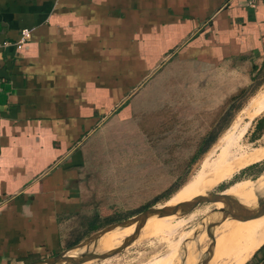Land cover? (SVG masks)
Returning a JSON list of instances; mask_svg holds the SVG:
<instances>
[{
	"label": "crops",
	"instance_id": "1",
	"mask_svg": "<svg viewBox=\"0 0 264 264\" xmlns=\"http://www.w3.org/2000/svg\"><path fill=\"white\" fill-rule=\"evenodd\" d=\"M0 40V264H22L88 205L94 145H145L160 73L264 63V0H0ZM234 264H264V238Z\"/></svg>",
	"mask_w": 264,
	"mask_h": 264
},
{
	"label": "rangeland",
	"instance_id": "2",
	"mask_svg": "<svg viewBox=\"0 0 264 264\" xmlns=\"http://www.w3.org/2000/svg\"><path fill=\"white\" fill-rule=\"evenodd\" d=\"M175 67L160 73L141 103V112L154 111V118L143 119L145 145H94L93 164L83 180L90 192L88 205L67 219L58 250L36 258L58 254L106 225L128 218L95 233L78 246L81 249L65 250V259L59 264H70L73 257L91 253L105 256L77 264H199L197 254L201 250L213 254L216 243H224L229 254L218 256L213 263L234 264L249 256L264 238L260 215L222 213L232 200L251 211H263L262 159L209 188L211 197L224 194L227 204L220 205L211 197L190 202L180 215L143 224L135 240L121 247L136 229H123L124 225L135 224L146 206L163 207L190 180L213 173L219 163L225 166L233 156L264 146V108L258 110L264 94V63L241 57ZM151 98L157 101H149ZM211 134L210 146L201 151ZM252 188V198L244 197ZM95 225L98 228L90 231ZM119 247L122 249L115 253Z\"/></svg>",
	"mask_w": 264,
	"mask_h": 264
},
{
	"label": "bare ground",
	"instance_id": "3",
	"mask_svg": "<svg viewBox=\"0 0 264 264\" xmlns=\"http://www.w3.org/2000/svg\"><path fill=\"white\" fill-rule=\"evenodd\" d=\"M262 108H264V94L262 96L261 102L259 103L258 110H261ZM229 141L231 142V140H229ZM262 159H264V146H260L258 148L253 149V150H250L246 153H243L239 156H233L232 159L228 160V162L226 163L225 166H223V163H219L213 173L205 172L200 177L193 179V180H190L176 195L167 199L165 202V205H163L165 212L149 213V214H146L145 216H140V217L138 216L139 218H137L134 221L135 224L127 223L124 225L123 229H128V228H131L134 226L136 227L139 224V222H141L142 220H145L142 224H156V223H160L164 220L171 218L173 215H180L181 212L183 211L184 206L189 204L190 202L191 203L196 202V201L199 202L204 197L209 199L212 196L211 193H213L212 191H211V193L209 192V188L212 185H214L216 182L220 181L223 178L230 176L235 170L243 168V167L250 165L252 163L258 162ZM257 182H258V180L255 183H257ZM262 183H261V186H262ZM257 186L259 188H261L260 184H257ZM252 187H254V186L252 185ZM257 188H255V190H259V188L258 189ZM261 194H264V191L260 193V196H261ZM253 195H254V193H253V188H252V190H250L249 192H246L244 194V197L252 198L251 196H253ZM211 200L217 201L220 205L224 204V203L227 204L229 202L228 201L229 199L228 198L226 199L224 194H220V196L217 195L216 197L213 196V197H211ZM181 204H184V206L181 209H178L176 212H172V213L167 214V212H169L171 209H174L175 207H177L178 205H181ZM187 207H186V209H187ZM184 211H183V213H184ZM249 216L256 217L252 213L248 214V217ZM241 222H243V221H241ZM113 226H109V227L101 230L100 232H105V231L109 230L110 228H112ZM100 232H96V235ZM77 248H80V247L76 246V247H72V248H69L66 250H73V249H77ZM225 249H226V245L224 243H221V244L216 243V250L214 253L212 252L213 254L207 255V252H209V251L201 250L197 254V261L199 262V264H214L213 262L215 261V258H217L220 255L227 256L229 254V253H227L228 251Z\"/></svg>",
	"mask_w": 264,
	"mask_h": 264
},
{
	"label": "water",
	"instance_id": "4",
	"mask_svg": "<svg viewBox=\"0 0 264 264\" xmlns=\"http://www.w3.org/2000/svg\"><path fill=\"white\" fill-rule=\"evenodd\" d=\"M202 203V202H201ZM197 204V203H196ZM184 206V204H181V205H178L177 207H175L174 209H171L169 212H167V214L169 213H172V212H176L178 209H181L182 207ZM177 208V209H176ZM158 212H165V209L160 206V207H148L146 209H144L143 211H141L140 213H138L137 215H140L142 214V216H145L147 213H158ZM225 213V215H231V214H250L251 213V209L249 208H246L244 205H242L241 203L239 204L236 200H232V202H230L229 204V208L225 209L222 211V213ZM261 212V209L257 211V213H260ZM256 213V214H257ZM259 215V214H258ZM224 216V215H223ZM129 219V218H128ZM128 219H125V220H122V221H118V222H113V223H110L108 225H106L105 227H103L101 230L109 227V226H113V225H116L118 223H121V222H124ZM145 220H142L141 222H139V224L136 226V229L135 231L133 232V234H131L130 236H128L125 241L123 242V245L121 246L123 248L124 245H127V244H130L132 241L135 240V238L137 237L138 233H139V230L141 228V226L143 225L142 223L144 222ZM100 230V231H101ZM98 232V231H96ZM96 232H94L93 234L89 235L86 239L88 238H91L93 236H95ZM95 234V235H94ZM84 239V240H86ZM83 240V241H84ZM80 244V243H79ZM77 244V245H79ZM76 246V245H75ZM122 248H118L116 251H114L115 253L120 251ZM68 249V248H67ZM66 250V249H65ZM64 252V250L62 251ZM62 252L58 253V254H55L53 256H50V257H46L44 259H38V260H33V261H30V262H27V263H24V264H59L60 262H62L65 257L62 255ZM105 255H102V254H94V253H91L87 256H84V257H81V258H78V257H73L70 264H77V263H81V262H84V261H87V260H91L93 258H103Z\"/></svg>",
	"mask_w": 264,
	"mask_h": 264
},
{
	"label": "built area",
	"instance_id": "5",
	"mask_svg": "<svg viewBox=\"0 0 264 264\" xmlns=\"http://www.w3.org/2000/svg\"><path fill=\"white\" fill-rule=\"evenodd\" d=\"M256 1H259V0H249V3L251 5L255 4ZM29 37V34L28 33H22L21 35V38L15 43L16 47H20L21 44L23 43V41ZM9 43L5 40L1 41L0 40V60L2 59V50L8 45Z\"/></svg>",
	"mask_w": 264,
	"mask_h": 264
},
{
	"label": "trees",
	"instance_id": "6",
	"mask_svg": "<svg viewBox=\"0 0 264 264\" xmlns=\"http://www.w3.org/2000/svg\"><path fill=\"white\" fill-rule=\"evenodd\" d=\"M213 139H214V134L209 135L208 138H207V140H206L205 146L202 147L201 151H206L207 148L210 146V145H208V144H209ZM146 208H148V207L146 206L144 209H146ZM142 211H143V210H142ZM113 221H114V220H113Z\"/></svg>",
	"mask_w": 264,
	"mask_h": 264
}]
</instances>
